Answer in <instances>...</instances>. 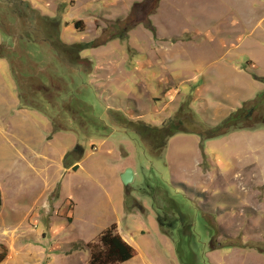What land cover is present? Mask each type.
Instances as JSON below:
<instances>
[{
	"label": "rangeland",
	"instance_id": "obj_1",
	"mask_svg": "<svg viewBox=\"0 0 264 264\" xmlns=\"http://www.w3.org/2000/svg\"><path fill=\"white\" fill-rule=\"evenodd\" d=\"M0 46V264H264V0H0Z\"/></svg>",
	"mask_w": 264,
	"mask_h": 264
},
{
	"label": "trees",
	"instance_id": "obj_2",
	"mask_svg": "<svg viewBox=\"0 0 264 264\" xmlns=\"http://www.w3.org/2000/svg\"><path fill=\"white\" fill-rule=\"evenodd\" d=\"M3 49L5 48H2V46H0V51H3ZM1 55H3V53H0V56ZM262 97L264 99V94ZM244 112V109H240L239 111L230 115V117L227 118L223 123L226 127H232L236 122H244L247 118H245ZM128 126L136 129L141 135L142 139L145 141L146 145L149 147L151 145V142H153V140L155 141L156 139L154 134H157V132L159 131L162 132L161 130L163 129L155 126H150L149 124H144L143 122H129ZM150 136L154 138L151 141H148L147 138H149ZM151 151L153 152V150ZM157 151L159 150L156 149L155 152ZM101 243L102 248L92 249L89 264H120L131 260L136 255L135 248L127 241H125L117 232L116 225H113L102 234Z\"/></svg>",
	"mask_w": 264,
	"mask_h": 264
},
{
	"label": "water",
	"instance_id": "obj_3",
	"mask_svg": "<svg viewBox=\"0 0 264 264\" xmlns=\"http://www.w3.org/2000/svg\"><path fill=\"white\" fill-rule=\"evenodd\" d=\"M130 171H128V173L124 174L123 180L125 182V184L130 183Z\"/></svg>",
	"mask_w": 264,
	"mask_h": 264
},
{
	"label": "crops",
	"instance_id": "obj_4",
	"mask_svg": "<svg viewBox=\"0 0 264 264\" xmlns=\"http://www.w3.org/2000/svg\"><path fill=\"white\" fill-rule=\"evenodd\" d=\"M130 171V170H129Z\"/></svg>",
	"mask_w": 264,
	"mask_h": 264
},
{
	"label": "flooded vegetation",
	"instance_id": "obj_5",
	"mask_svg": "<svg viewBox=\"0 0 264 264\" xmlns=\"http://www.w3.org/2000/svg\"><path fill=\"white\" fill-rule=\"evenodd\" d=\"M15 1V0H14Z\"/></svg>",
	"mask_w": 264,
	"mask_h": 264
}]
</instances>
